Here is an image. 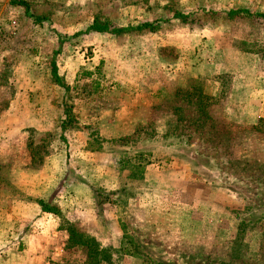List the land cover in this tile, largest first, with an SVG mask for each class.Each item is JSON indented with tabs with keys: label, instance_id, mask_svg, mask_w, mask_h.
I'll return each mask as SVG.
<instances>
[{
	"label": "rangeland",
	"instance_id": "374dc122",
	"mask_svg": "<svg viewBox=\"0 0 264 264\" xmlns=\"http://www.w3.org/2000/svg\"><path fill=\"white\" fill-rule=\"evenodd\" d=\"M259 14L0 0V264H264Z\"/></svg>",
	"mask_w": 264,
	"mask_h": 264
},
{
	"label": "trees",
	"instance_id": "16d2710c",
	"mask_svg": "<svg viewBox=\"0 0 264 264\" xmlns=\"http://www.w3.org/2000/svg\"><path fill=\"white\" fill-rule=\"evenodd\" d=\"M235 12H236V11H232V13H235ZM245 12H247V13H251L250 11H245ZM259 15L264 17V14H259ZM39 20H40V19L37 17V18H36V21H37V22H40ZM144 27H153V23H151V22H146V23H143L142 25L139 26V28H144ZM91 28H92V29H95V30H98V31H102V30H106V29L109 28V27H108L107 24L101 26V25H99V23L95 22V23L91 26ZM118 30L123 31L122 28H120V29H118ZM45 210L48 211L49 209L46 208ZM70 233H71V239H73V236H74V234L76 233V231H75V230H70ZM78 242H79V240H75V244H76V243L78 244Z\"/></svg>",
	"mask_w": 264,
	"mask_h": 264
}]
</instances>
